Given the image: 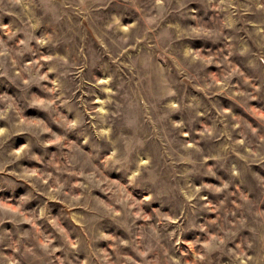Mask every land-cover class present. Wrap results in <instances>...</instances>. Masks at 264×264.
I'll return each instance as SVG.
<instances>
[{"label": "rangeland", "instance_id": "rangeland-1", "mask_svg": "<svg viewBox=\"0 0 264 264\" xmlns=\"http://www.w3.org/2000/svg\"><path fill=\"white\" fill-rule=\"evenodd\" d=\"M228 24L232 27H224ZM25 44L19 58L13 57L18 65L14 74L0 63V160L13 150L19 156L29 142L31 155L43 159L26 155L17 160L18 169H0V264H264V187L239 188L240 199L231 207L243 201L251 214L244 213L246 226L238 231L230 215V228L219 235L218 230L186 227L172 242L161 241L162 248L146 250L126 243L143 237L140 228L118 223V206L104 200V211L112 215L98 218L82 194V173L73 177L74 191L69 192L62 183L67 174L52 183L57 174L45 164L60 152L64 118L75 119L81 99L100 113L119 109L132 131L143 124L146 112L160 111L165 100L157 93L158 75L186 50L205 62L200 77L209 80V87L215 83L217 90L208 95L201 84L188 82L193 93L214 102L209 105L212 120L223 109L253 133L264 130V0H0V49L21 52ZM220 52L226 64L220 63ZM61 64L70 70L61 82L74 96L53 111L47 96ZM53 66L58 67L55 73L50 71ZM22 69L35 71L41 79H16ZM171 104L178 106L174 100ZM173 119L179 117L174 114ZM237 143L243 140L237 138ZM74 145L77 138L69 134L63 151ZM262 166L264 158L249 165L257 172ZM37 179L51 185L47 192L33 183ZM205 180L216 184L213 195L222 200L218 183ZM62 188L69 199L61 197ZM106 195L111 193L91 189L96 199ZM207 199L209 207L217 203L211 196ZM136 216L141 228L146 225L147 216ZM216 216L213 207L198 214L196 223L215 221Z\"/></svg>", "mask_w": 264, "mask_h": 264}, {"label": "clouds", "instance_id": "clouds-1", "mask_svg": "<svg viewBox=\"0 0 264 264\" xmlns=\"http://www.w3.org/2000/svg\"><path fill=\"white\" fill-rule=\"evenodd\" d=\"M24 48L26 44L21 52L3 47L0 49V57H3L0 63L14 74L18 65L13 62V57L18 59ZM204 51L206 49L202 48L201 52ZM216 55L220 63H227L222 52ZM205 67L201 57L190 50H186L175 63H167L159 73L156 85L158 96L165 102L160 111H153L151 115L146 112L143 124L134 131L123 123L119 109L100 113L91 102L83 99L79 101L83 107L75 119L64 118L62 135L65 139L58 145L60 152L51 161L45 162L46 168L57 174L51 178L52 183L57 182L58 176L67 174V179L62 183L64 188L73 192L71 180L82 173V194L85 201L91 200L92 209L99 214L98 218L112 215L104 211L103 201L107 200L113 208L118 206L122 213L118 223H127L129 229L134 226L141 229L139 235L143 239L126 243H138L146 250H154L158 246L162 248L161 241L172 242L173 237L186 227L218 230L219 235L225 228H230V215L235 219L234 230L238 231L240 227L246 226L242 224L244 213L251 214L243 201L235 208L231 207L234 199H240L239 188L249 191V184L253 188L256 185L264 187V166L258 172L249 167L251 163L264 158V140L260 139L264 130L253 133L250 126L234 120L223 109L212 120L209 105L214 102H205L203 97L193 93L188 86L189 81H195L203 86L208 95L217 90L214 82L209 87V80L200 77ZM59 68L62 71L56 76L54 87L47 96L53 111L61 104L67 105L74 96V92L66 90L61 82V76L69 75V68L62 64ZM50 71L55 73L58 67L53 66ZM25 77L30 82L33 77L37 81L41 79L35 71L29 69H22L16 79L22 80ZM42 79L47 80L48 76L44 75ZM228 83L225 81L226 86ZM40 86L46 87L44 84ZM75 90L82 92L79 86ZM173 100L178 105L175 108L171 104ZM174 114L179 119H173ZM69 134L77 138L78 146L74 145L64 152ZM237 138H241L243 143L238 144ZM32 146V142H29L19 156L15 150L9 152L5 159L0 160V169H7L9 165H16L18 169L20 165L16 164L17 160L26 155L33 160H42L41 156L31 155ZM205 177L213 178L218 183L222 200L213 195L216 184L206 181ZM33 183L44 192L51 186L41 184L38 179L33 180ZM64 188L61 189V197L69 199L63 197ZM93 188L100 189L101 193L109 191L111 195L96 199L91 196ZM209 196L217 201L211 207L207 199ZM226 203L229 206L227 208ZM213 207L217 209L215 221L205 219L203 224L196 223L198 214L210 212ZM224 212L227 214H222ZM137 213L141 220L148 217L142 228L137 224ZM234 213H239L240 218L236 219ZM113 219L116 217L113 216ZM261 223L264 224V221Z\"/></svg>", "mask_w": 264, "mask_h": 264}]
</instances>
